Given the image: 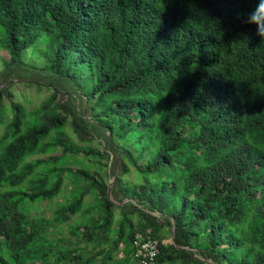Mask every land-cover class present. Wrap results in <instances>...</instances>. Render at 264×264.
Listing matches in <instances>:
<instances>
[{"label":"trees","instance_id":"16d2710c","mask_svg":"<svg viewBox=\"0 0 264 264\" xmlns=\"http://www.w3.org/2000/svg\"><path fill=\"white\" fill-rule=\"evenodd\" d=\"M0 125V264H264L262 0H0Z\"/></svg>","mask_w":264,"mask_h":264},{"label":"rangeland","instance_id":"374dc122","mask_svg":"<svg viewBox=\"0 0 264 264\" xmlns=\"http://www.w3.org/2000/svg\"><path fill=\"white\" fill-rule=\"evenodd\" d=\"M39 54H40V49L37 48L35 51H32V52L30 51L27 55H25V60H26V62H30V64H33L36 67H38V73L39 74H37V76H36L38 79H41L45 82H49L47 75L40 74L42 72H40L39 69L41 67H43V62L40 60H34V58H33L34 56H37ZM18 83H20V82H18ZM15 89L17 91H19L21 94H23L24 97L26 98V102H22V101L21 102L24 103V105L27 109V112H29V113H31L34 109L39 107L40 104L43 103L48 98V96L50 95V92L47 90L38 92L34 88H28L25 85H21V84H18L15 87ZM17 100L20 101V98L17 97ZM71 104L73 107L78 108V110L80 112L83 111L84 101L82 99H80L74 103H73V101H71ZM80 117H82V115H80ZM8 119H9V117H8ZM3 131H4V128L1 127V125H0V138L3 135ZM73 132L74 131L70 132V134H71L72 138H74V140L78 142L77 137H75V134ZM106 136H107V134L103 135V136L95 135L96 139L91 142L90 147L95 148L97 150L106 149ZM109 152H107V153L109 154ZM58 154L59 153H54V155H58ZM48 156H50V154L38 155V156L33 157L32 159L47 158ZM117 165H118V163H117ZM67 166L75 167L71 164H68ZM111 183L113 185V180L111 181ZM63 196H67V197L70 196L69 191L66 190L65 194ZM61 203H62V196H60L58 199L54 200L53 202H51L49 204L46 203V204H43L42 206H40V208L38 210V214L46 215L48 217V216L52 215V212L56 209L57 205L59 206ZM74 220H77V218H74ZM61 230L66 232V230H67L66 225L61 226Z\"/></svg>","mask_w":264,"mask_h":264},{"label":"built area","instance_id":"2783aa9c","mask_svg":"<svg viewBox=\"0 0 264 264\" xmlns=\"http://www.w3.org/2000/svg\"><path fill=\"white\" fill-rule=\"evenodd\" d=\"M139 247L140 250L137 254L138 257H143L145 262L146 259H149L153 261L158 254V242L153 241V242H137L136 243Z\"/></svg>","mask_w":264,"mask_h":264},{"label":"water","instance_id":"95a60500","mask_svg":"<svg viewBox=\"0 0 264 264\" xmlns=\"http://www.w3.org/2000/svg\"><path fill=\"white\" fill-rule=\"evenodd\" d=\"M111 186H112V183H111V185H110V187H109V194L111 193ZM174 237H175V229L173 228V230H172V240L174 239Z\"/></svg>","mask_w":264,"mask_h":264},{"label":"clouds","instance_id":"9594fccd","mask_svg":"<svg viewBox=\"0 0 264 264\" xmlns=\"http://www.w3.org/2000/svg\"><path fill=\"white\" fill-rule=\"evenodd\" d=\"M262 4H264V0H262Z\"/></svg>","mask_w":264,"mask_h":264}]
</instances>
